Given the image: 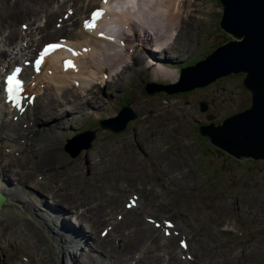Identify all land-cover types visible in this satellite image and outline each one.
<instances>
[{
    "label": "rangeland",
    "instance_id": "obj_1",
    "mask_svg": "<svg viewBox=\"0 0 264 264\" xmlns=\"http://www.w3.org/2000/svg\"><path fill=\"white\" fill-rule=\"evenodd\" d=\"M45 1L49 9L52 10L53 7L57 9L55 7L56 0ZM58 1L59 7L49 20L50 23L59 21L64 15V7L69 5L66 0ZM97 1L99 0H76L74 2L75 6L84 2L82 23L87 21V17L94 7L93 3ZM23 3L39 8L38 5H34L32 0H23ZM182 3L184 6L181 17L174 25L177 29L176 32L178 31L179 42H183L179 45L181 47L178 51L172 53L171 56L163 53L168 65L176 67L177 77L165 78L160 71L159 74H155L154 71L157 68L149 69L148 60L143 56L148 53H140L137 56L135 54H138V51H133L130 60L132 69H129L127 63H121L119 66L124 70L119 76H114L109 82L105 81L100 85L91 84L90 94L85 91L84 94L87 95L84 97H89L91 102L84 106L78 105L73 95L66 92L65 95L72 102L69 104L70 109L61 114L65 122L50 131H40L37 136L38 139L44 140V143L47 140L51 142L50 140L55 134L58 139H62V141L65 139L64 144L58 147L48 145L47 148L55 147L54 151L45 148L40 151L49 153L47 156L50 158H45V161L48 159L45 162V164L48 163L46 164L48 168H45L44 160L39 163L40 152L30 153L28 145L32 134H29L30 129L27 128L29 125L31 128V124L34 123V121H28V117H31L35 111L38 110L41 113L40 117H46L41 111L43 109L41 104L47 101L48 97L51 98V95H54L52 88L47 89L45 95L37 97L36 102L32 103L19 119L20 121L18 120L19 128L16 126L13 132L8 124L1 127V135L13 132L14 137L22 131V128L23 136L24 133L25 135L29 134L28 139L27 137L13 139V147L22 145L18 148L19 150L14 152L6 147L5 151L10 155L7 157L10 161V166L7 168L18 177L26 173L25 178L32 183L39 182L40 189L46 188L44 184L49 182L51 187L62 190L64 197L67 192L63 190V187L72 186L75 183L79 186L85 182L90 193L88 204L91 209L108 212V207H111L112 213L110 214L114 219H116V215L123 214L122 220H117L119 222L114 225H111V221L106 220L101 223L99 218H93L99 236L103 227L110 226L112 236H109L108 239L114 245L119 246L117 242H114V238L125 244V236L121 230L129 231L125 227L127 222L125 219L129 212V216L141 221L145 226L157 230L156 234L160 235V239L163 236L160 230L163 231V229L151 224V218L155 217L162 223L163 217L169 216L174 218L177 227L190 239L189 247L183 242L179 243L181 237L172 233V237L176 238V243L171 262L182 264L177 260L182 259L189 261L188 264H264V159H235L232 156L230 158L229 153L208 143L198 129L201 125L211 122L221 124L228 116L251 106L252 92L244 84L245 72L222 76L205 87L186 92L171 94L160 90L149 94L145 89L147 83L176 84L179 81L177 78L180 79L183 67L195 64L218 46L229 41L226 31L220 26L223 10L220 0H183ZM94 8H98V6ZM21 10L22 8L18 6L12 11V15L15 16L7 19L8 29L0 30V40L8 36L10 30L14 31L15 29L14 41L19 45L18 48L25 45L23 49L28 52L34 46L32 45L33 40L50 34L55 24L51 28L46 27L45 30L44 25L47 18L42 17L41 14L38 16L20 14ZM75 11L78 14L76 18H80L81 11L77 12V9ZM23 22L27 26L30 24L31 29L41 25L44 31H37L38 35L33 36L31 41L24 40V35H21L20 31V25ZM64 26L69 27L68 23L61 22L60 27ZM109 30L110 33L116 34L121 31L119 27L110 25L103 29L104 32ZM2 33H4L3 36H1ZM49 37L41 41L37 47H41L49 39L53 40L51 36ZM0 44H2L0 47L3 48L4 44L1 41ZM21 56L22 53L19 52L18 57L23 60L24 57ZM32 57H34L33 54H30L28 59ZM13 66L15 67V65ZM4 74H7L6 71ZM73 93L79 96L78 101L83 100L81 98L83 90L79 94ZM202 102L207 104L206 111L201 110ZM126 104L133 108L137 117L128 123L125 130L113 132L99 124L100 120L104 118L116 116ZM112 109L117 110L115 115H109ZM11 115L8 117L13 119L14 116ZM211 115L212 117L208 119V116ZM25 120L27 121L23 123ZM68 120H72L73 123H67ZM18 121L13 119L15 123ZM33 128L36 129V126ZM87 130L95 132V139L89 149L80 150L81 144L71 140L77 134ZM11 138H8L7 141L0 139V146L3 142L8 144ZM68 144L71 146L72 152H75L74 156L66 150ZM32 154L34 158H32ZM17 170L21 171L20 174L16 173ZM43 189L39 190V193H29L26 196L32 200L34 205L42 208V212L49 213L57 220L55 216L57 211L54 210V214H52V208L42 202L44 200L49 204H54V199L47 195V192L44 194L41 192ZM106 190L113 191V195L107 196ZM133 193L139 194V204L133 203L135 208L126 212L124 210L126 198L138 199ZM62 204L68 205L66 200H62ZM75 205L77 206V203ZM90 208L89 213L93 215ZM59 213L78 224L76 211L69 213L59 211ZM147 215L151 222L147 220ZM83 224L87 225L86 222ZM143 234L146 235L140 241L135 234L129 235L130 239L136 238L137 245L127 257L126 264H132L129 258L137 249L138 243L143 244L146 240H151V232L144 231ZM13 237L12 233L9 235L8 232L2 231L0 240L10 243L14 240ZM172 237L167 240L170 241ZM102 241L101 247H104L107 252L109 248L115 250L114 246L106 244L107 237ZM153 243L157 247V243ZM22 246L24 253L21 256L25 254L23 257H27L25 245ZM68 248L74 250L71 247ZM162 248L159 250L145 249L144 256L151 254L155 257L156 253H163L165 248ZM177 249L178 254H176ZM181 251H185V253L182 254ZM187 251L194 255L193 260L185 258ZM76 252L79 253L78 262L80 264L89 263L91 258L89 255L83 254L81 250H76ZM116 252L120 253L118 250ZM223 252L229 255L228 260H224L222 257ZM19 253L20 250H17L16 254H12L3 262L11 264L13 260L21 259V257L19 259L15 257ZM114 253L115 251L109 252L111 255ZM240 253H249V256L241 257ZM65 255L68 256L69 253L67 252ZM90 255L99 264H116L113 259L103 253L100 255L97 252H92ZM144 256L143 258H145ZM170 256L169 254L166 258L169 259ZM34 258L38 259L35 255L29 257V264H36ZM160 262L161 260L158 259L157 264ZM138 264H144V262Z\"/></svg>",
    "mask_w": 264,
    "mask_h": 264
},
{
    "label": "bare ground",
    "instance_id": "obj_2",
    "mask_svg": "<svg viewBox=\"0 0 264 264\" xmlns=\"http://www.w3.org/2000/svg\"><path fill=\"white\" fill-rule=\"evenodd\" d=\"M66 1L69 2V5L64 7L63 17L56 23H50L49 20L59 7L58 0L55 2V7L57 9L53 7L52 10L49 9L45 0H32L34 5H38L39 8L33 5H26L23 3V0H15L13 2L12 0H0V30L9 28L7 19L15 16L12 15V11L18 6L22 8L20 14L26 13L37 16L41 14L42 17L47 18L44 25L45 30L46 27L51 28L55 24L50 34H45L44 37H38L37 40H33L32 45L34 46L28 52H25L26 50L23 49L25 45H23L22 48H18L19 45L14 41L15 29L14 31L10 30L8 36L0 40L5 45V47L3 45V48L0 47V129L3 125L8 124L11 126V131L13 129L14 132L16 126L19 128V119L28 110V107L36 102L37 97L45 95L46 90L51 88L54 93L53 96L51 95V98L48 97V100L41 104V106H43L41 111L44 112L45 118L40 117L41 113L38 112V110L35 111L31 117H28V121H34V123L31 124V128L30 125L27 128L30 129L29 134H32L28 147H30V153L33 154H37L44 148L46 150L53 149L54 151L55 147L64 144L65 139L63 141L62 139H58L57 134L50 140L51 142L47 140L46 143H44V140L41 138L38 139L37 136L40 131H50L51 129L58 128L65 122L61 114L70 109L69 104L72 102L65 93H71L78 105L84 106L91 102L89 97H84L87 95L84 94L85 91L90 94L89 88L91 84L100 85L105 81L109 82L114 76H119L124 70V68H120L119 66L121 63H127L129 69H132L130 60L132 59L131 53L133 51H138V54H135L137 56H139L140 53H148L149 56L146 54H143V56L148 60L149 69L153 67L157 68L156 71H154L155 74H159L160 71L165 78L177 77L176 67L168 65L165 58L166 56L164 57L163 53L164 55L171 56L172 53L178 51L181 47L179 45L183 42H179L178 31L176 32L177 29L174 25L181 17V11L184 6H182L183 0H99L93 3L94 7L98 6V8L93 7L85 23H82V17L84 15L82 8L84 2L75 6L74 2L76 0ZM75 9H77V12L81 11L82 15L80 18H76L78 14L76 11L74 12ZM93 11H100L103 15L93 22L91 28H87L86 24ZM5 21H7V24H5ZM61 22L68 23L69 27H66V25L61 28ZM108 25L119 27L121 31L119 34L110 33V30L104 32L103 29L107 28ZM30 27V24L27 26L24 22L20 25L21 35H24V40L31 41L33 36L35 37L38 35L37 31H44L41 25L33 27L32 29ZM98 28L101 30L100 32ZM30 29L31 31H29ZM3 35L4 33H2L1 36ZM49 36H51L53 40L49 39V41H45L41 47H37L41 41L50 38ZM57 36L58 38H56ZM54 44L59 45V47L55 49L49 47ZM46 49L47 51H45ZM19 52L22 53L21 57H24L23 60H20V57H18ZM30 54H33L34 57L28 59ZM13 65H15V67ZM4 71H6L7 74H4ZM10 76H15V80L20 82L18 89H15V84L12 85L14 92L11 94L8 91L10 87L8 78ZM177 80L179 79L177 78ZM82 90L83 97L81 98H83V100L78 101L79 96L74 95L73 92L79 94ZM116 113L117 110L112 109L109 115H115ZM10 114L14 116L11 115L15 121H19L16 123L13 122V119L8 117ZM34 115H36L35 118ZM26 121L27 120L23 121V123ZM67 123L73 122L72 120H68ZM34 126H36V129L33 128ZM13 132H6L3 135H1L0 132V139H5V141H7L8 138L13 137ZM19 134L9 139L8 144L3 142L4 145L2 144V146H0V151H2L0 152V192L6 197V201L0 209V236L2 231L8 232L9 235L12 233L14 236V240L10 243H4L0 240V264H8L3 262L4 259L10 257L12 254H16L17 250H20V253L15 255V257H17V259L21 257V259L13 260L11 264H29L28 260L31 255L38 257V259L34 258L36 264H80L78 262L79 253L76 252V250H81L83 254H87L91 257L88 264H99L97 260L90 255L92 252H97L100 255L103 253L108 258L113 259L116 264H126L127 257L134 246L137 245L135 243L136 238L130 239L129 235L135 234L140 241L146 235L143 234L144 231L151 232V240H146L143 244L138 243L137 249H134L135 251L133 250L134 252L131 258H129L132 264H138L140 262H144V264H157L158 259L161 260L160 264H175L171 262V258L175 253L174 244L176 243V238L172 237V233L181 237L179 243L185 241L189 246L190 239L188 235L182 233V230L177 227L178 225L174 218L169 216L163 217L164 219L161 223L157 221L155 217L151 218V222L148 218L149 215H147V220L151 222V224L153 223L157 228L162 227L163 231L160 230L163 235L161 239L160 235L156 234L157 230L145 226L141 221L129 216L130 212L128 213L127 219H125V221H127L125 227L128 228L129 231L126 232L125 230H121L122 234L125 236V244H123L121 240H115L114 238V242L119 244V246H117L108 239L109 236H112V230L109 225L101 229L99 236L96 231L97 227L94 225V217L99 218L101 223L108 220L111 221V225H114L122 220L123 214L116 215V219H114L110 214L112 213L111 207H108V212L102 210L94 211L91 209L88 204L90 193L87 190V184L85 182H82L79 186L75 183L72 186L63 187V190L67 192L65 197L62 190L53 188L50 186L49 182H45L46 184H44V186L46 188H41L43 189L41 192H43V194L47 192V195L54 199L55 205L53 203L49 204L44 200H42V202L52 208V214H54V210L57 211L55 214L57 220L49 213L42 212V208L34 205L32 200L26 196L29 193H39V190H41L39 188L41 187L39 182L32 183L28 181L25 178L26 173L18 177L7 168V166H10V161L7 158L10 155L6 153V147H9L11 151L15 152L19 150L18 148L22 145L13 147V139L23 137H27L28 139L29 136V134L25 135V133L23 136V128ZM49 144L55 147L50 148L49 146V148H47ZM68 146L69 144L66 150L70 151L69 154L74 156L71 146H69V148ZM39 155H41V157H38L39 163L44 160L43 163L45 164L48 160L45 161V158L49 157L47 156L49 153L44 151L40 152ZM32 158H34V155ZM248 159L254 158L250 157ZM46 164L44 166L48 168ZM20 172V170H17L16 173L20 174ZM79 194H81V196H79ZM133 194H135L138 199L126 198V204L124 205V210H126V212L135 208L133 203L137 202L136 204H139V194ZM106 195H113V191L106 190ZM42 197H45V195H42ZM62 200H66L68 205L62 204ZM75 203H77V206ZM89 208L93 215L89 213ZM59 211L64 213L76 211L79 225L67 219V217L59 213ZM84 222H86L87 225H84ZM106 237V244L108 246H114L115 250L109 248L107 252L104 247H101L103 243L102 239H106ZM171 237L172 239L168 241L167 238ZM153 242L157 243V247ZM22 245H25L27 257H23L25 254L21 256V254L24 253ZM68 247L74 250H70ZM161 248L163 249V253H156L155 257L151 254L144 256L143 251L145 249L159 250ZM116 250L120 251V253L116 252ZM114 251V254H109V252ZM137 251L139 252L135 255ZM67 252L69 253L68 256L65 255ZM181 253L184 254L185 251H181ZM169 254L171 256L167 259L166 257ZM176 254H178V249ZM143 256L145 258H143ZM240 256H249V253H240ZM222 257L224 260L230 258L226 252L222 253ZM185 258L187 260H193L194 255L190 253V251H187ZM236 258H238V256H236ZM166 260L168 261L166 262ZM177 260L182 264L189 263V261H184L182 259Z\"/></svg>",
    "mask_w": 264,
    "mask_h": 264
},
{
    "label": "water",
    "instance_id": "obj_3",
    "mask_svg": "<svg viewBox=\"0 0 264 264\" xmlns=\"http://www.w3.org/2000/svg\"><path fill=\"white\" fill-rule=\"evenodd\" d=\"M220 2L223 8L220 26L233 35V39L195 64L183 67L176 84L147 83L145 89L150 94L160 90L171 94L185 92L205 87L222 76L245 72L244 84L253 93L251 106L228 116L221 124L211 122L198 129L208 143L235 158L264 159V0ZM206 109L207 104L202 103L201 110ZM136 117L133 108L125 105L117 116L102 119L100 125L120 132ZM94 138L95 132L87 130L71 141H78L83 150L92 146ZM5 201L6 197L0 192V209Z\"/></svg>",
    "mask_w": 264,
    "mask_h": 264
},
{
    "label": "snow or ice",
    "instance_id": "obj_4",
    "mask_svg": "<svg viewBox=\"0 0 264 264\" xmlns=\"http://www.w3.org/2000/svg\"><path fill=\"white\" fill-rule=\"evenodd\" d=\"M93 15H94V17H99V16H102L103 13L102 12H95ZM88 26L92 27L93 25H88ZM49 47L55 49V48H58L59 45H50ZM45 51H47V49ZM19 83L20 82L18 80H15V76H10L8 78V84L10 85L8 91H9L10 94L14 92V88L12 87V85L15 84V89H18L19 88Z\"/></svg>",
    "mask_w": 264,
    "mask_h": 264
},
{
    "label": "trees",
    "instance_id": "obj_5",
    "mask_svg": "<svg viewBox=\"0 0 264 264\" xmlns=\"http://www.w3.org/2000/svg\"><path fill=\"white\" fill-rule=\"evenodd\" d=\"M226 34H227V36H228V40H231V39L233 38V35L229 34L228 32H226ZM228 40H227V41H228ZM222 122H223V121H222ZM229 157L232 158L231 155H229Z\"/></svg>",
    "mask_w": 264,
    "mask_h": 264
}]
</instances>
